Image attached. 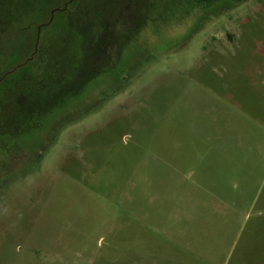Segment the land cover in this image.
<instances>
[{
    "label": "rangeland",
    "instance_id": "obj_1",
    "mask_svg": "<svg viewBox=\"0 0 264 264\" xmlns=\"http://www.w3.org/2000/svg\"><path fill=\"white\" fill-rule=\"evenodd\" d=\"M0 56V264H264V0H0Z\"/></svg>",
    "mask_w": 264,
    "mask_h": 264
},
{
    "label": "trees",
    "instance_id": "obj_2",
    "mask_svg": "<svg viewBox=\"0 0 264 264\" xmlns=\"http://www.w3.org/2000/svg\"><path fill=\"white\" fill-rule=\"evenodd\" d=\"M8 73H1L3 75H0V84L3 83V79ZM15 82V78H12L11 83L13 84ZM5 88L6 85H0V144L2 141L10 140L23 132L22 130L27 126L28 114L33 111L35 105V101L30 97L26 101L6 99L7 92Z\"/></svg>",
    "mask_w": 264,
    "mask_h": 264
}]
</instances>
